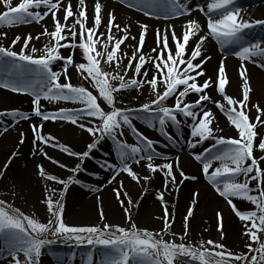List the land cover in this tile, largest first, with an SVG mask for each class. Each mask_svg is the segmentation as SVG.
<instances>
[{
	"label": "snow or ice",
	"instance_id": "snow-or-ice-1",
	"mask_svg": "<svg viewBox=\"0 0 264 264\" xmlns=\"http://www.w3.org/2000/svg\"><path fill=\"white\" fill-rule=\"evenodd\" d=\"M0 5L5 9L0 13V27L40 24L49 17L53 24L51 31L45 25L36 36L31 33L23 39L16 36L9 46L0 45V70L5 77L0 80V89L32 98L31 116L23 111L12 110L0 111V118L9 117L17 122L31 120L32 117L39 118L41 123L30 125L33 144L38 142L56 148L77 161L74 167H68L40 151L52 164L73 174L62 179L49 174L42 165H37V174L41 179L63 186L59 191L53 187L46 189L48 194L42 201L49 214L46 223L29 217L0 200V252L11 258L9 264H41L43 250L57 240L74 241L78 246L99 248L101 259L98 264H264V240L261 239L264 234V155H254L257 150L264 153V137L258 139L260 133L257 130L258 127H264V109L258 104L252 105L257 115L254 122L250 120L248 112L251 110L249 101L252 88L245 66V62L256 63V58H259L261 62L257 66L264 68V47L260 43L245 44L243 36L245 30L257 25L264 26V20L253 23L240 17V9L235 6V0H211L206 5V11L198 9L207 17L206 29L196 19L187 20L180 37L173 25L163 30L156 29V48L151 50L154 55H147L143 53V48L149 25L140 23L138 42L131 46L133 52L129 56L122 50V45L129 39L136 40L137 37L131 35L128 25L122 26L116 22L117 17L112 11L107 13V23L103 25L105 31L100 30L104 20V5L101 0H93L91 25L86 0H77L75 9L71 0L67 3L65 0H20L16 5L12 4V0H0ZM137 6L151 9L145 15L155 14L156 18L162 16L164 19L191 17L193 11L182 0H138ZM61 12L62 21L58 16ZM169 33L174 51L169 46ZM0 36L6 37L7 33H0ZM41 37L49 39L46 43L42 42L43 47L38 49L32 41H41ZM209 39L216 41L221 48L239 46L235 55L241 61L239 76L242 81V99H234L226 93L229 80L223 60L218 67L215 90L226 104L213 101L206 91L214 84L211 78L200 79L206 77L204 65L211 59V56L205 55V44ZM17 44L21 45L19 51L13 50ZM61 49L71 51L65 56ZM77 49L80 50L83 62L76 63L73 58ZM124 60H127L126 64ZM57 62H60V71L53 70V65ZM70 67L74 68L82 81L88 82L96 94L82 84L74 85L71 82ZM145 86L149 90L147 102L136 108L117 106L118 103H124L122 97L125 92L134 90L142 95ZM193 94L196 99L189 101L188 98ZM169 100L173 101L171 105L168 104ZM41 101L69 102L76 107H61L58 111L47 112ZM205 102L214 103L226 116L238 134L236 138H225L216 134L218 129L213 127L216 117L205 107ZM178 117H183V121ZM134 119H142L149 128H155L158 123L160 133L167 141L174 143L173 136L169 135L167 129L180 128L184 124L190 129L191 139L187 140L189 149L195 150L206 142H211L201 152H192L190 155L201 164L200 171L215 193L223 198L242 222V235L247 237V254L234 253L213 240L201 241L198 247L187 242L189 220L194 216L198 203L195 197L198 193L194 194L183 216L182 234L171 232L174 218L169 211L164 192L156 197L163 211V215L157 217L162 221L160 229L138 228L133 222L131 211L138 205H134L130 198L127 203L121 199L122 194L127 197L122 181L113 191L124 211L127 226L107 223L102 210L100 226H69L65 223L63 201L69 185L80 183L76 177L84 171L85 161L93 159L102 144L108 140L115 146L117 162L103 160L99 163V168L112 172L109 184L121 174L139 183L141 177L131 165L147 161L145 167L149 173H162L164 176L165 191L171 193L178 190L174 164L154 163L157 158L168 161L169 157L157 152L155 142L136 129ZM57 120L71 123L89 135L91 140L86 144L85 150L74 151L70 146L59 143L52 135L43 134L42 122ZM125 129L131 130L137 137L135 145L121 139L125 135ZM4 131L8 129L5 128ZM20 135L19 144L22 145L24 134ZM16 154L14 152L4 165L5 171ZM175 169L181 177L179 184L197 179L196 176H188L180 170L178 159ZM2 177L3 172H0V178ZM151 178L143 177L144 180ZM235 200L248 202L253 208L241 209L234 203ZM216 218V230L219 239L223 240L225 233L220 211L216 212ZM166 235L174 238L167 240L164 238ZM177 235L179 242L176 240ZM57 264L66 262L58 260ZM86 264H94L91 252Z\"/></svg>",
	"mask_w": 264,
	"mask_h": 264
},
{
	"label": "bare ground",
	"instance_id": "bare-ground-1",
	"mask_svg": "<svg viewBox=\"0 0 264 264\" xmlns=\"http://www.w3.org/2000/svg\"><path fill=\"white\" fill-rule=\"evenodd\" d=\"M193 2L192 0H182L183 3H187L188 6L193 9L191 17L189 16H180L178 18L173 19H160L156 18L155 14L149 16L145 15V12H151V9H144L138 7V0H124L122 3L121 0H101V3L104 5L103 10V24L101 26V31H105L103 25L107 23V13L112 11L117 17L116 22L123 25H128L130 27L131 35L137 37L136 40L129 39L125 42V45H122V50L128 53L131 56L133 52L132 45H136L139 38V24L144 23L149 25L148 34L145 39V45L143 48V53L147 55H154L151 50L156 48V29H165L169 25H173L175 32L178 37L182 36L183 25L189 19H196L201 24L202 27L206 29V21L207 18L203 17L198 13V9H204L206 11L207 3L211 2V0H205ZM20 2V0H12V4L16 5ZM68 0H65L67 3ZM73 8L77 4V0H71ZM88 5V16H89V25H91V17L93 16V0H86ZM204 3V5H203ZM236 6V5H235ZM246 10H251L248 9ZM244 9V8H243ZM259 9V8H258ZM257 11L259 12V9ZM3 5H0V13L4 11ZM246 12V11H245ZM215 15V14H212ZM61 21L63 20V13L58 14ZM243 16V14H242ZM256 17V16H255ZM162 18V16H161ZM258 20H264V14H261ZM71 23V20L69 21ZM47 26L49 31L53 30V24L51 18H46L40 24L36 23H28L24 25H16L12 27H0V33H7V36H3L4 40L8 44H11V41L16 37L20 36L22 39L26 37L29 33L33 36H36L38 33L42 31L43 26ZM259 28H252L245 30L244 42L245 44L249 43H260L262 47H264V26H259ZM115 31V30H114ZM117 35H120L117 33ZM48 37H41V41L46 43L48 41ZM39 41L33 40V43ZM136 42V43H135ZM191 44V41H190ZM169 46L174 51V44L171 40V34L169 33ZM99 50V45L97 46ZM239 47V46H235ZM226 49V48H222ZM70 49H61V53L67 56L70 53ZM205 55L211 56V59L204 65V71L206 73V77H201L203 80L205 78H211L214 82L213 87L206 90L209 95L212 97L213 101H220L221 103H225L219 99L221 96L215 90V82L218 73V67L220 61L223 60L225 64L226 74L229 80L228 85L226 86V93L234 99H242V91H241V79L239 76V66L241 61L236 55L227 56L221 52V47L217 44L216 41L209 39L205 44ZM74 60L76 63L83 62L80 50L77 49L74 53ZM227 62H231V64H227ZM261 60L256 58V63L245 62V66L248 71L250 86L252 88V92L250 93V101L249 108L251 109L248 114L251 121H255V117L257 115L252 105L258 104L262 109H264V68L258 67ZM127 63V60H124V64ZM73 68L70 67L69 71ZM53 70L60 71V62H57L53 65ZM132 73H129L131 76ZM152 72H149V77H151ZM4 72L0 70V80H3ZM63 81V77L61 78ZM149 98V93L145 96H138L137 92L132 90L125 92L122 99L124 101L123 104H117L118 107H129L136 108L139 107L141 103L147 102ZM31 97L28 95L15 94L10 91L0 89V111H12L19 110L23 108L25 113L31 116ZM189 101H194L196 99L193 94L190 96ZM43 108L47 112H55L58 111L59 108H73L76 105H73L69 102H53L49 103L48 101H41ZM173 103L172 100L168 101V104L171 105ZM7 106H11L7 108ZM50 106L53 108L47 110ZM205 107L210 109L214 116L216 117L213 127L218 129L216 134L218 136H223L225 138H236L237 132L231 126L226 116L221 113L212 102H205ZM19 108V109H18ZM183 121V117H178ZM264 119V116H262ZM0 155L8 152L11 157L15 152L17 153L15 158L10 164L11 171H14L13 174L15 177H19L14 181V189L18 193L28 194V190H30V196L36 198H44L39 192L45 190V194L47 195L46 189L49 187L48 184L50 182L41 179L37 174V165H42L40 163V159L44 158L43 155L40 154L41 147L42 151L46 152L49 157H54L56 154L63 155V153L59 152L58 149L53 148V151L49 153L45 147V145H41L38 142L33 144V133L30 125L34 123H41L39 118L32 117L31 120L28 121H14L9 117L0 118ZM53 123L52 121H48ZM65 121L57 120L54 122L56 127V134H58L56 140L58 139L59 143H63L66 146H70L71 148L77 147L82 141H84L87 137L83 132L75 125H71L69 123H64ZM43 127L47 125L46 122H42ZM133 124L136 129L142 133L144 136L153 140L154 147L157 152L161 153L162 156L169 157L168 161H164L163 159L157 158L154 160L156 164H162L164 162H172L174 164V172L177 179V187L178 190H173L171 193L165 191L164 189V181L165 178L162 173H149L145 164L147 161H141L140 164L133 163L131 166L133 170L141 177L143 180L142 184L136 183L131 180L125 174H121L117 176L116 180L111 184L108 183V180L111 178V171H104L99 168V163L103 160H108L109 162L114 163V160L117 162V157L115 153V146L112 144L110 140L104 142L100 149L95 153L93 159L85 161L83 168L84 171L77 175V179H79V185L81 188L74 187L69 188V197L71 194V206L76 217L82 218V216L88 217L92 215V211L97 206L103 207L104 211L107 215L118 218L120 217L119 212L122 211L120 203L117 201L114 195V189L119 187V182H123V190L127 192V195H131V199L134 205H138L137 207H133L132 209L135 211L134 220L142 219L147 217L149 213H155L157 210L161 213L162 206L159 200L156 199L157 195L161 192H164L165 200L168 203V208L170 212L177 211L182 216L186 214L187 208L190 206L191 201L194 198V194L198 193V196L195 198L198 200L197 205L194 209V216L191 217L192 223L201 226L203 228L204 233H206L207 229H211L217 227V218L216 212L220 211L223 215V231L229 243L232 245H237L241 242L245 237L242 235L243 228L242 222L235 216V214L231 211V208L226 204L223 198L219 197L212 186L207 182L204 178L201 169V164L194 161L190 153L192 152H201L204 147L209 146L211 142H206L205 145L199 146L197 149H189L187 147V140L191 139L189 132L190 129L182 124L180 128L170 127L167 129L169 135L173 136V141H167L164 136L159 131V125L156 124L155 128H149L147 124L142 119H134ZM7 128L8 131H4ZM262 127H258L260 129ZM222 129V131H219ZM257 129V130H258ZM23 133L25 140L21 145L19 144V139L17 135ZM123 141H126L129 144L135 145L137 143V137L131 132V130L125 129V135L121 137ZM166 145V146H165ZM107 153V155H105ZM70 158V157H68ZM74 159V158H73ZM73 159L67 160L68 162H72ZM179 160V168L183 170L188 176H196V180H188L184 181L183 184H179L181 177L179 175V171L175 169V162ZM22 165L23 167H21ZM20 166L21 168L17 169L15 167ZM216 164L213 165L215 167ZM15 168V169H13ZM50 171V169L46 170ZM58 174V173H56ZM151 176L152 178L149 180H144L143 177ZM171 188V185H169ZM91 189H99L98 191H93ZM77 192H76V191ZM22 193V194H23ZM66 197V198H67ZM122 199V198H121ZM234 203L241 209H250V204L248 202L235 200ZM94 206V208H93ZM118 208V209H117ZM97 210V209H96ZM119 210V211H118ZM158 212V211H157ZM157 214V213H156ZM157 217H159L157 215ZM161 223V222H160ZM160 226H158L159 230ZM175 228V227H174ZM174 228L171 231L176 232ZM207 230V233L210 231ZM177 233V232H176ZM231 241V242H230ZM2 244V242H0ZM10 257H7L6 254L0 252V264H9ZM42 259V258H41ZM43 262L50 264L52 262L51 257H47L46 259H42ZM87 258L79 257L74 260V264H84L86 263ZM99 260L94 262V264H98ZM42 264V262H41Z\"/></svg>",
	"mask_w": 264,
	"mask_h": 264
},
{
	"label": "rangeland",
	"instance_id": "rangeland-1",
	"mask_svg": "<svg viewBox=\"0 0 264 264\" xmlns=\"http://www.w3.org/2000/svg\"><path fill=\"white\" fill-rule=\"evenodd\" d=\"M203 1H205V0H203ZM245 4L253 5L254 8L252 10H248L247 12H244L243 16H242V12H241V14L239 13L240 17H243V19L245 18V20H248V21L252 20L253 17L255 19H259L260 15L264 14V0H247V1H245ZM258 8L259 9L261 8V9L259 10ZM257 9L259 10V12L257 11ZM0 45L9 46L10 44H8L6 42V40H4L3 36H0ZM33 45L38 49L43 47L42 41L33 43ZM20 46H21L20 44H17L16 48L13 50L19 51ZM238 50H239V47L229 46L226 49H224V51H221V52L227 56H233V55H235V52H237ZM40 54L41 53H37V55H40ZM227 64H231V62H227ZM69 74L71 77V82L74 85H81L82 84L83 86L88 87L89 90H93V89H91V86L88 84L87 81L81 80L80 76L75 72L74 68L71 71H69ZM142 92H143L142 95L140 92H137L138 96H145V95H147V93H149L147 86H145V88L142 90ZM93 94H96L94 90H93ZM219 99H221L223 101L222 97H220ZM225 104H226V102H225ZM9 107H11V106H7V108H9ZM52 108L53 107L50 106L47 110H50ZM9 109H11V108H9ZM19 111L26 112V111H24L23 108H20ZM64 123H68V122H64ZM69 124H71V123H69ZM71 125H73V124H71ZM55 130H56V127L54 125V122L50 123L47 121V125L43 127V134L44 135H52L53 137L57 138L58 134H56ZM258 132L260 133V137H258V139L261 137H264V127L258 129ZM84 135H86V137L87 136L88 137L84 141H82L77 147L72 148L74 151L80 152V151L85 150V146L88 142H90L91 138L89 137V135L86 132L84 133ZM17 138L20 140L21 135H17ZM23 138L25 140L24 136H23ZM58 141H60V140L58 139ZM45 147L49 153H51L53 151V148L47 147L46 145H45ZM41 150H42V147H41ZM254 155L259 157L261 155H264V153L257 150L254 152ZM68 157L69 156H67L65 154H64V156L56 154V156L51 157V158H53L55 160H59L62 163H65L66 165H68V167H74V165L77 161H75V159L70 157L71 159H73V161L68 162L67 160L70 159ZM10 158H11V155L8 152L0 155V172H3V177L0 178V200H4L7 204H10L14 208L19 209L21 212H23L25 215H28L29 217L38 219L40 222L46 223L48 218H49V214H48L47 209H46V204L42 203V201L46 197L45 190L38 193V194H41L44 198L31 197L30 196V190L27 191L28 194H24L23 192H22L23 194L18 193L14 189L13 183L16 179H19V177H15V175L13 174L14 171H11L12 170L10 167L11 163L8 165L7 170L6 171L4 170V165L9 161ZM12 161L13 160H11V162ZM39 161H40V163H42V166L46 170L50 169V171H47L49 174L56 175L57 177L62 178V179H67L69 176L73 175L72 173L68 172L67 170L61 169L58 166L52 164L51 161L48 159L43 158L42 161H41V159ZM114 162H115V160H114ZM20 166L23 167L22 165H20ZM20 166L15 167L16 170L21 168ZM15 168H13V169H15ZM56 173H58V174H56ZM142 181L143 180H140L139 184H142L143 183ZM48 185H49V187L56 188L58 191L63 187L62 185H56L52 182H50V184H48ZM74 185H76V187L81 188V186L79 184H74ZM71 187H74L73 184L69 185V188H71ZM68 191L69 190L67 189V191L65 193L64 201H63V203L65 205L63 216H64V221L67 225H69V226H100V224H101L100 211L102 210L104 217H105V221L107 223H110L113 225L127 226L125 214H124V211H123L121 206H120L121 208H119V209L122 211L119 212V214L120 213L121 214H120V217H118V218H114V217L107 215V213L104 211L103 207H100V206H97V208H94V206H93L94 209L91 210L92 215H90L88 217H85V216H82V218L76 217L74 215L72 206L70 204L71 202H69V200L71 199V196L73 194H71L69 197H67V195L69 194ZM121 198L125 201V203H127V199L128 198L131 199L132 197H131V195H127V197H125L122 194ZM252 208H253V206L250 205V209H252ZM131 211H132V218H133L135 211L133 209ZM157 211L155 213L150 212L147 217H144L142 219H138V220L135 219L134 220V218H133V222H135L137 227L140 229L156 230V228L158 229V226H160V224L162 225V221L157 219V215L159 217L161 216L160 211L159 210H157ZM161 213L163 214V211H161ZM171 213L173 214V218H174V224H173L172 228L175 227L174 230L177 232V233L176 232H174V233L182 234L183 233V223H182L183 216L180 213H178L176 210L171 212ZM190 221H191V219H190ZM190 221H189V236L186 238V240L188 243L192 244L194 247H198L199 243L201 241L213 240V241H217V242L225 245V247L228 250H230L234 253H245V254H247V249L245 248V243L247 242V237H245L237 245H232L229 243L230 239L228 240L226 235H225V239H223V240L219 239V233L216 230L217 227L212 228V230L209 228L210 231L207 233V230H209V229H207L206 233H204L205 230L203 231V228H201V226L196 225L195 223H192ZM171 232H173V231H171ZM48 238L52 239L51 236H49ZM164 238L167 240H172L174 237L172 235H166ZM261 239L264 240V234L261 235ZM176 240H177V242H179L178 235L176 237ZM90 252L93 254L94 261H98L101 259V254H100L101 250L99 248L93 249L91 246H87V245H79L78 246L75 244L74 241L65 242L63 240H57L55 244H52L43 250V255L41 258L46 259L47 257H53V258H56L57 261L62 260V261H65L66 264H72L73 262L71 263V261H70L71 259H76V258H78V256L84 255V254H87ZM21 259H23V256H21ZM57 261H54V263H52V264H57ZM45 264H48V263H45Z\"/></svg>",
	"mask_w": 264,
	"mask_h": 264
}]
</instances>
